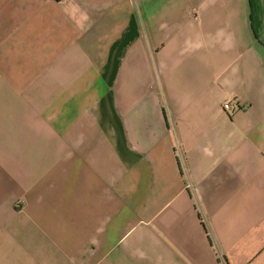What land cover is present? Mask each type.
<instances>
[{
	"label": "crops",
	"instance_id": "0c3cea01",
	"mask_svg": "<svg viewBox=\"0 0 264 264\" xmlns=\"http://www.w3.org/2000/svg\"><path fill=\"white\" fill-rule=\"evenodd\" d=\"M0 264H264V0H0Z\"/></svg>",
	"mask_w": 264,
	"mask_h": 264
},
{
	"label": "built area",
	"instance_id": "2783aa9c",
	"mask_svg": "<svg viewBox=\"0 0 264 264\" xmlns=\"http://www.w3.org/2000/svg\"><path fill=\"white\" fill-rule=\"evenodd\" d=\"M225 110L228 111V112H230V111L232 110V105H231V103H226V104H225Z\"/></svg>",
	"mask_w": 264,
	"mask_h": 264
}]
</instances>
